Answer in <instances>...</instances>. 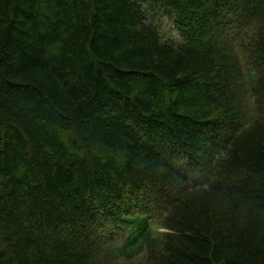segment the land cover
Listing matches in <instances>:
<instances>
[{
  "label": "trees",
  "instance_id": "trees-1",
  "mask_svg": "<svg viewBox=\"0 0 264 264\" xmlns=\"http://www.w3.org/2000/svg\"><path fill=\"white\" fill-rule=\"evenodd\" d=\"M0 264H264V0H0Z\"/></svg>",
  "mask_w": 264,
  "mask_h": 264
},
{
  "label": "rangeland",
  "instance_id": "rangeland-1",
  "mask_svg": "<svg viewBox=\"0 0 264 264\" xmlns=\"http://www.w3.org/2000/svg\"><path fill=\"white\" fill-rule=\"evenodd\" d=\"M159 23L160 25L164 28V32L162 34L163 37H171L174 38L168 31H174L173 30V26L170 25V22L168 21V19L166 17H159ZM161 28V27H160ZM162 31V28H161ZM173 33V32H172ZM174 34V33H173ZM175 39V38H174ZM176 40V39H175Z\"/></svg>",
  "mask_w": 264,
  "mask_h": 264
}]
</instances>
